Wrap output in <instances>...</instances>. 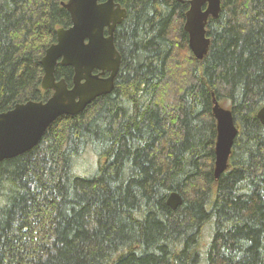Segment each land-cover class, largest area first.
Masks as SVG:
<instances>
[{
  "label": "trees",
  "instance_id": "1",
  "mask_svg": "<svg viewBox=\"0 0 264 264\" xmlns=\"http://www.w3.org/2000/svg\"><path fill=\"white\" fill-rule=\"evenodd\" d=\"M63 1L0 0V112L52 95L41 59L72 24ZM189 1L117 0L115 89L0 161V264H264V0H222L202 60ZM56 76L72 87L74 68ZM213 94L239 129L219 180Z\"/></svg>",
  "mask_w": 264,
  "mask_h": 264
},
{
  "label": "water",
  "instance_id": "2",
  "mask_svg": "<svg viewBox=\"0 0 264 264\" xmlns=\"http://www.w3.org/2000/svg\"><path fill=\"white\" fill-rule=\"evenodd\" d=\"M221 1H189L184 28L189 34V46L199 60L209 52L211 39L207 35V24L210 17L219 16ZM62 5L68 10L72 24L57 30V40L41 59L44 69L42 88L53 93L47 100L31 99L0 112V161L32 150L57 118L78 115L94 99L111 93L116 87L122 55L115 44V30L126 17L127 10L117 0H68ZM58 63L74 68L72 87L64 78L57 79ZM94 70L99 73L95 74ZM106 72L109 75L102 77ZM212 104V114L217 122L214 176L219 180L229 169L239 129L232 109L222 104L215 94ZM258 118L264 124V106L259 110ZM182 203L183 198L177 191L167 199L173 209Z\"/></svg>",
  "mask_w": 264,
  "mask_h": 264
},
{
  "label": "rangeland",
  "instance_id": "3",
  "mask_svg": "<svg viewBox=\"0 0 264 264\" xmlns=\"http://www.w3.org/2000/svg\"><path fill=\"white\" fill-rule=\"evenodd\" d=\"M227 107H229V106H227ZM95 162H96V158H95L94 154L93 153H88V155L83 159V161L80 162L81 164H80L79 168H80V170H81V168H83V169H86V170H89V171H93L94 167H95V165H94ZM209 229L210 228L208 226L207 227L205 226V228H204V231H205V234H206V235H204V238L206 240L209 239V236H208Z\"/></svg>",
  "mask_w": 264,
  "mask_h": 264
},
{
  "label": "flooded vegetation",
  "instance_id": "4",
  "mask_svg": "<svg viewBox=\"0 0 264 264\" xmlns=\"http://www.w3.org/2000/svg\"><path fill=\"white\" fill-rule=\"evenodd\" d=\"M94 73L97 74V73H99V71L98 70H94ZM108 75H109V72H106L105 74H102L101 76L102 77H107Z\"/></svg>",
  "mask_w": 264,
  "mask_h": 264
}]
</instances>
